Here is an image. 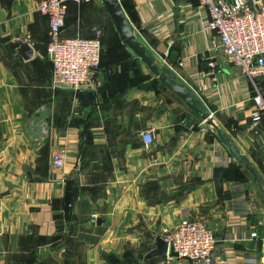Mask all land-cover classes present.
<instances>
[{"label": "crops", "instance_id": "0c3cea01", "mask_svg": "<svg viewBox=\"0 0 264 264\" xmlns=\"http://www.w3.org/2000/svg\"><path fill=\"white\" fill-rule=\"evenodd\" d=\"M36 1L0 0V264L32 250L37 260L59 259L66 243L80 247L84 264H190L167 255L142 262L154 235L181 219L212 229L213 264H264V198L215 129L130 49H106L116 32L98 0L70 3L63 34L102 31V87H54L48 20ZM118 1L136 39L200 100L264 191V115L255 131L251 81L208 49L207 7L196 0ZM20 41L32 49L28 61L17 54ZM145 131L154 137L148 147ZM57 149L65 151L62 168L51 164ZM95 181L104 183V196L90 194ZM81 209L94 210L92 221L109 222L97 244L70 240Z\"/></svg>", "mask_w": 264, "mask_h": 264}, {"label": "built area", "instance_id": "2783aa9c", "mask_svg": "<svg viewBox=\"0 0 264 264\" xmlns=\"http://www.w3.org/2000/svg\"><path fill=\"white\" fill-rule=\"evenodd\" d=\"M92 0H37L35 11L48 20L46 57L52 67V84L79 90L92 85H103L100 73L102 31L90 38L65 36L64 22L70 3L82 4ZM207 7L210 33L209 50L221 52L252 84L251 121L259 128L264 115V0H196ZM145 147L154 137L151 131L141 134ZM65 151L57 149L51 158L54 168H62ZM160 236L167 243V257L188 261L190 264H213L216 244L210 227L201 222L181 219L172 227H164ZM257 237L254 231L250 234Z\"/></svg>", "mask_w": 264, "mask_h": 264}, {"label": "water", "instance_id": "95a60500", "mask_svg": "<svg viewBox=\"0 0 264 264\" xmlns=\"http://www.w3.org/2000/svg\"><path fill=\"white\" fill-rule=\"evenodd\" d=\"M104 8L119 41L132 51V53L141 61V63L149 70V72L158 79V81L170 92L175 94L183 103L192 110L198 117L201 123H204L211 128L215 129L217 138L220 143L228 148L230 155L241 163L243 167L251 174L253 182L257 190L264 198V191L259 185V179L256 172L249 166L247 160L242 157L239 150L229 143V139L216 129L210 114L205 111L200 100L195 97L194 93L185 85L177 82L171 74H165L161 71L159 65L148 53L146 47L136 39L135 34L126 18V15L118 0H98ZM17 54L24 60L28 61L32 58V49L25 41L19 42ZM96 226H101L104 223V218L99 217L96 219ZM154 248L150 250L142 259L145 263L151 259L163 258L167 255V243L158 234L154 235Z\"/></svg>", "mask_w": 264, "mask_h": 264}, {"label": "trees", "instance_id": "16d2710c", "mask_svg": "<svg viewBox=\"0 0 264 264\" xmlns=\"http://www.w3.org/2000/svg\"><path fill=\"white\" fill-rule=\"evenodd\" d=\"M117 35V34H116ZM118 38V36H117ZM119 40V39H118ZM105 195V192L102 196ZM94 210H88V209H81L80 210V218L78 223H74L70 227L71 231V239L73 243H89V244H97L101 236L105 233L109 222H105L102 226H96V222L92 221L91 217H89L87 214L92 212ZM104 213V212H103ZM91 222V227L85 228V224L88 222ZM28 259V260H27ZM52 257H46L42 260H37V254L34 250L31 252L25 254V255H10L8 257V264H22L25 261H28L29 264H49L48 261H52ZM113 256H109V259L107 261H112ZM118 264H120L118 262ZM128 264H132L130 261ZM135 264H138L135 262Z\"/></svg>", "mask_w": 264, "mask_h": 264}, {"label": "rangeland", "instance_id": "374dc122", "mask_svg": "<svg viewBox=\"0 0 264 264\" xmlns=\"http://www.w3.org/2000/svg\"><path fill=\"white\" fill-rule=\"evenodd\" d=\"M99 3V2H98ZM100 4V3H99ZM101 5V4H100ZM102 7V6H101ZM103 9V7H102ZM105 12V11H104ZM136 37V36H135ZM102 49H105L104 47ZM106 49H128L126 46H124L120 41H118L116 35H114L110 38L109 44L106 46ZM260 79H258L259 81ZM39 120H42L39 118ZM93 156L96 155V152H91ZM88 153L86 154L87 157ZM85 157V158H86ZM88 188L90 189V194L93 196H102L105 192V185L102 182L95 181L93 183H90ZM78 202V206H87L88 200L76 198L75 199ZM93 209H95L93 206H91ZM65 252L61 255V257L54 258L52 261H48L49 264H84V255L81 251L79 246H75L72 243H66L65 244ZM110 255H105V259L108 260ZM28 260V259H27ZM22 264H29L28 261L23 262Z\"/></svg>", "mask_w": 264, "mask_h": 264}]
</instances>
